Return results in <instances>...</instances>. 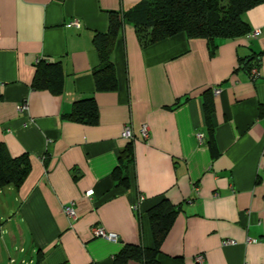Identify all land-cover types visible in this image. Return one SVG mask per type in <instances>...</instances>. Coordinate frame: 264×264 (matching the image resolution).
I'll return each instance as SVG.
<instances>
[{
    "label": "crops",
    "instance_id": "crops-1",
    "mask_svg": "<svg viewBox=\"0 0 264 264\" xmlns=\"http://www.w3.org/2000/svg\"><path fill=\"white\" fill-rule=\"evenodd\" d=\"M142 1L0 0V144L32 166L19 188L0 189V264H116L125 245L154 247L148 213L163 198L181 211L160 264H264V4L244 15L249 34L261 33L218 40L214 54L185 33L143 46L127 22L113 53L118 90L99 93L94 39L108 33L112 13ZM41 61L61 64L62 94L33 89ZM88 98L97 126L64 119ZM126 126L135 134L130 188L112 178ZM95 227L119 242L96 238Z\"/></svg>",
    "mask_w": 264,
    "mask_h": 264
},
{
    "label": "trees",
    "instance_id": "trees-1",
    "mask_svg": "<svg viewBox=\"0 0 264 264\" xmlns=\"http://www.w3.org/2000/svg\"><path fill=\"white\" fill-rule=\"evenodd\" d=\"M264 0H143L127 14L112 13L110 29L106 34L96 35L94 45L100 56V65L93 71L96 91L116 92L118 76L113 53L120 34L127 22L133 24L143 46L153 45L177 34L185 33L189 39L208 41L212 54L218 40H234L246 37L251 29L244 15ZM253 65H250V64ZM249 69L259 66L256 57ZM35 90H49L60 95L64 89V71L60 63L41 61L33 82ZM214 104L210 97L204 103L206 120L209 123L210 143L215 149L212 115ZM64 119L73 123L97 126L100 121L99 107L94 98L76 102ZM134 144L129 142L120 154L118 166L112 174L116 187L130 188L129 169L134 164ZM30 157L25 154L12 158L5 146L0 144V189L8 186L19 188L31 172ZM181 206L172 205L166 198L157 203L148 213L154 247L125 245L115 258L116 264L135 260L142 264H160L161 246L180 214Z\"/></svg>",
    "mask_w": 264,
    "mask_h": 264
},
{
    "label": "built area",
    "instance_id": "built-area-1",
    "mask_svg": "<svg viewBox=\"0 0 264 264\" xmlns=\"http://www.w3.org/2000/svg\"><path fill=\"white\" fill-rule=\"evenodd\" d=\"M73 26H76V27H79L80 26V23L78 21H74L73 23ZM261 32L260 31H255L251 34L248 35V37H257ZM260 77V68L259 66H253L251 69H250V79L252 81H255L257 80L258 78ZM220 90H216L215 92V95H219L220 94ZM28 110V103H23L21 105H19L18 107V111L19 113H24ZM140 135H141V138L145 141H147L149 139V136H150V128L148 125H143L141 127V130H140ZM123 136L128 139L129 141H133L135 139V134H134V131L132 129L131 126H126L125 129H124V132H123ZM94 194V191H89L87 192V197H91L93 196ZM135 211L138 210V206H134L133 207ZM66 214L68 215V217H76V211L75 209L72 207V206H69V207H66ZM93 234L96 238H102V239H105L107 241H110V242H119L120 240V237L119 235L115 234V233H108L103 227H95L93 229ZM226 244H235V242L233 241H228L226 242ZM197 261L198 262H202L203 261V257H198L197 258Z\"/></svg>",
    "mask_w": 264,
    "mask_h": 264
}]
</instances>
